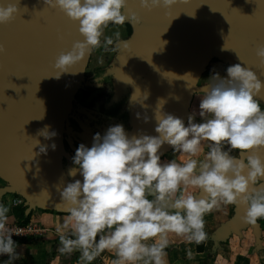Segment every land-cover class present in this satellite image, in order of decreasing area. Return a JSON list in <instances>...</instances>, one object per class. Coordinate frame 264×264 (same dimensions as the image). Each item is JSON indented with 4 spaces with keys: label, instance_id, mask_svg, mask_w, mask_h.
<instances>
[{
    "label": "clouds",
    "instance_id": "1",
    "mask_svg": "<svg viewBox=\"0 0 264 264\" xmlns=\"http://www.w3.org/2000/svg\"><path fill=\"white\" fill-rule=\"evenodd\" d=\"M39 2L59 9L78 26L83 38L57 56V79L100 47L102 37L106 50L114 41L115 47H128L119 31L104 35L109 24L139 22L135 14L125 15L127 0ZM177 3L139 0L149 10ZM17 13L13 3L0 5V25L12 22ZM5 52L0 45V55ZM256 57L264 68V43L258 45ZM225 71V77L213 73L204 81L198 91L202 92L198 111L188 116L186 124L163 111L160 101L154 113L157 135L129 136L116 124L103 135L94 134L91 147L83 143L77 147L68 175L79 174L82 180L74 179L57 189L58 205L67 213L57 227L60 254L78 251L82 264H91L107 250L115 254L112 264H166L169 234L197 244L205 241L204 217L214 209L239 205L246 209L243 220L249 224L264 218V106L259 99L264 82L240 63ZM197 115L201 122H195ZM143 119L147 123L149 117ZM56 135L47 125L37 132L45 140ZM35 140L36 155L46 154L47 146ZM164 144L180 158L161 162L159 150ZM7 213L0 205V255L14 260L19 253L12 229L7 227Z\"/></svg>",
    "mask_w": 264,
    "mask_h": 264
},
{
    "label": "water",
    "instance_id": "2",
    "mask_svg": "<svg viewBox=\"0 0 264 264\" xmlns=\"http://www.w3.org/2000/svg\"><path fill=\"white\" fill-rule=\"evenodd\" d=\"M8 3L15 4L18 13L0 25V45L6 49L0 55V198L19 197L25 216L35 210L67 214L58 205L57 189L82 177H70V168L63 166V159H69L64 135L70 133L68 119L92 50L57 79V56L83 39L78 26L39 0H0V5ZM128 14L139 22L130 24V36L121 40L128 47L114 45L118 54L106 74L113 77L114 101L129 90V136L157 135L154 113L160 101L163 111L186 123L197 84L213 61L227 67L240 63L264 82V68L256 57L258 45L264 43V0H178L170 8L151 10L142 8L139 0H127ZM259 99L264 105V93ZM46 125L57 133L50 140L37 136ZM35 139L47 146L46 154L36 155ZM171 149L164 144L161 158ZM245 211L234 205L236 215L214 236L216 246L247 229L255 244L260 243V225L245 223Z\"/></svg>",
    "mask_w": 264,
    "mask_h": 264
},
{
    "label": "crops",
    "instance_id": "3",
    "mask_svg": "<svg viewBox=\"0 0 264 264\" xmlns=\"http://www.w3.org/2000/svg\"><path fill=\"white\" fill-rule=\"evenodd\" d=\"M167 161L168 159L163 158V162ZM3 185L0 181V187ZM15 197L17 196L1 197L0 205L8 209L7 225L27 228V233L24 237L15 239L19 256L14 260L0 257V264H62L64 258L72 255H62L57 250L59 247L57 227L67 214L35 210L30 213L28 222L21 225L20 220L13 214V209L17 207L12 202ZM231 206L228 205L229 209ZM219 217L215 209L205 215V231L210 238L205 240L201 252H197L195 242H189L181 236L170 233L169 244L165 249L166 264H264V218L257 220L261 230V247L258 249L255 247L251 229L242 231L239 236L233 234L225 243L216 246L214 236L221 224ZM102 254L113 258L111 262L109 260L110 264L116 259L114 252L105 250ZM77 263L80 262L76 260L72 262V264Z\"/></svg>",
    "mask_w": 264,
    "mask_h": 264
},
{
    "label": "flooded vegetation",
    "instance_id": "4",
    "mask_svg": "<svg viewBox=\"0 0 264 264\" xmlns=\"http://www.w3.org/2000/svg\"><path fill=\"white\" fill-rule=\"evenodd\" d=\"M113 48L116 49L114 46ZM92 52L87 68L92 60ZM111 61L108 65H97L90 72L89 77L86 75V68L84 81L75 96L72 111L68 119L70 133L64 135V149L66 157H69L68 160L63 159L65 169L74 166L72 157L81 143L87 147H91L94 134L100 133L103 135L109 126L116 124L122 125L126 132L129 130L128 109L126 107L129 99V90L126 89L118 101L113 100V77L106 74L107 69L113 62ZM222 65L223 71L221 77L225 75L227 68L226 65ZM94 109L95 112L92 111Z\"/></svg>",
    "mask_w": 264,
    "mask_h": 264
},
{
    "label": "rangeland",
    "instance_id": "5",
    "mask_svg": "<svg viewBox=\"0 0 264 264\" xmlns=\"http://www.w3.org/2000/svg\"><path fill=\"white\" fill-rule=\"evenodd\" d=\"M116 31H119L120 32V34H121V40H124L126 37H129L130 36V34L132 32V26L130 24H128V23H125L124 25H112V24H109L108 27L105 28V30H104V35L105 36H113V34ZM101 39H102L101 46L98 47V48L93 49V52H92V60H91V63L88 66L87 71H86L87 77H89L90 72L97 65H108L110 63L111 59L112 58L114 59L116 57V55L118 54V50L117 49H114L113 46H109L108 50H106L105 49V46L103 45V37ZM114 43H115V41H114ZM113 54H114V56H113ZM101 59L103 60V63L100 62ZM113 59H112V61H113ZM222 71H223V65H222V63H220L218 61H213L208 66L206 72L200 78V80H199V82L197 84L198 91L201 90L199 88L202 86V84L204 83V81L207 80L213 73H219V75L221 76L222 75ZM199 95H202V92H197L194 95V97H193V100L191 102L190 109H189L190 114L194 110H197L198 111ZM262 106H264L263 103H262ZM92 111L95 112V109L92 110ZM195 122H201V118L198 115L195 117ZM207 150H208L207 147H205L204 152H207ZM233 154L235 155L236 153L233 152ZM163 158L168 159V161H170L172 159H179L180 158V154L179 153H174L173 152V149H171V151L169 153H167L165 156H163L161 158V161L162 162H163ZM201 158H202V156H201ZM233 209H234V205H232L230 207V209H229L228 206L222 207L221 209H215L216 215H218V216L220 215L219 219H220V222H221V224H220V226H218L216 232H218V230L222 226H224L225 224H227L229 221H231L234 218V216L236 215V213L234 212ZM255 247L259 249L261 247V241H260V243L258 245L255 244ZM102 255L103 254L101 253L99 256H97L91 262V264H107V262H108V264H110L109 263V260L111 262V260L113 258L106 257L107 254L104 255V256H102ZM79 259H80V253L78 251L77 252H73L72 255H70L68 258H64L63 259V263L62 264H72V262L74 260H76V262H80L81 263V261H79ZM80 263H77V264H80Z\"/></svg>",
    "mask_w": 264,
    "mask_h": 264
},
{
    "label": "trees",
    "instance_id": "6",
    "mask_svg": "<svg viewBox=\"0 0 264 264\" xmlns=\"http://www.w3.org/2000/svg\"><path fill=\"white\" fill-rule=\"evenodd\" d=\"M13 214H14V216L16 218H18L20 220L21 225H25L28 222L29 215H30V214L28 216H25L24 215V207H23L22 204L21 205H18L17 207H15L13 209ZM209 238L210 237L207 236V239H209ZM204 242L205 241H203V242H201L199 244L195 243L197 252H201L203 250V244H204Z\"/></svg>",
    "mask_w": 264,
    "mask_h": 264
},
{
    "label": "built area",
    "instance_id": "7",
    "mask_svg": "<svg viewBox=\"0 0 264 264\" xmlns=\"http://www.w3.org/2000/svg\"><path fill=\"white\" fill-rule=\"evenodd\" d=\"M13 205L14 206H18L21 205L23 203V201L19 198V197H15V199H13ZM8 228L12 229V238L15 241V239H19L21 237H24L25 234L27 233V228H21V227H16V226H8ZM0 257H8L7 255H0Z\"/></svg>",
    "mask_w": 264,
    "mask_h": 264
}]
</instances>
